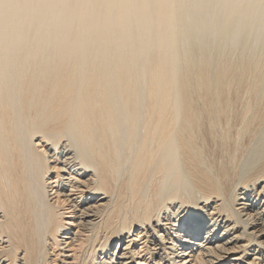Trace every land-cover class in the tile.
Listing matches in <instances>:
<instances>
[{
	"label": "bare ground",
	"instance_id": "bare-ground-1",
	"mask_svg": "<svg viewBox=\"0 0 264 264\" xmlns=\"http://www.w3.org/2000/svg\"><path fill=\"white\" fill-rule=\"evenodd\" d=\"M0 264H264V0H0Z\"/></svg>",
	"mask_w": 264,
	"mask_h": 264
}]
</instances>
